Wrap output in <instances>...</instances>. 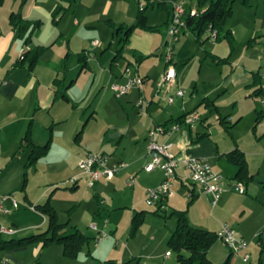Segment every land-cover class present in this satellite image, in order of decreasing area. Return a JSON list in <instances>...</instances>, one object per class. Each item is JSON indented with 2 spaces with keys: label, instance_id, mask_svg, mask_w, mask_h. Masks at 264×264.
Segmentation results:
<instances>
[{
  "label": "crops",
  "instance_id": "1",
  "mask_svg": "<svg viewBox=\"0 0 264 264\" xmlns=\"http://www.w3.org/2000/svg\"><path fill=\"white\" fill-rule=\"evenodd\" d=\"M172 1H161L156 5L166 12V22L160 28L163 38ZM136 2L137 9L132 8L128 0H0V80L5 81L0 88V194L12 195L18 204L15 210L10 201L5 202L11 212L0 215V228H11L14 232L0 234V239L17 240L45 232L47 218L35 207L48 203L58 220L56 205L65 195L68 220L58 222L69 223L70 227H75L86 237L90 229L93 233L90 240L96 244L92 249L89 242L84 254L79 251L71 263L94 264L104 261L100 257L99 245L107 239L108 233L103 240L96 242L97 232L89 228V222L98 218L99 225L95 224L98 230L108 231L109 235L115 233L116 227L112 223L101 220L112 219L114 214L110 217L105 215L106 198L108 194H118L120 186L131 190L129 201L134 210L139 206L137 196L144 203L145 190L156 187L162 180L159 170L145 172L143 169L149 160L146 155L147 133L156 125L179 123L177 131L158 138L161 143L173 142L170 152L178 162L171 187L172 195L151 207L153 214L162 213L169 218V226L167 222L164 224L159 243L169 249L167 242L177 224L173 213L186 211L191 226L216 232L223 223H228L237 238L248 242L245 253L249 255V261L244 262V252L231 254L222 241L216 240L207 252L213 264H220L227 257L229 264H264V248L255 237L264 230V144L256 140L244 147L238 140L226 142V139L214 133L216 128L213 126L225 123V116L219 113V100L226 95L244 96L242 102L255 103L259 100L264 106L261 102L264 100V0H242L237 13V9L233 10L232 21L228 19L223 28V34H230V41L222 38L210 46V51L202 46L204 41H208L206 34L197 39L194 33L186 29L181 35L186 32L193 34L197 42V46L192 44L196 46L195 51H203L204 54L199 59V71L195 76L188 77L185 72L187 66H184L177 72L173 54L175 80L168 92L159 94L156 93L159 77L151 81L147 72H139L141 60L138 62L137 58L143 57L139 51L129 49L124 57L125 49L123 56H117L119 37L115 34L114 26L134 24L139 11L144 13L146 7L144 4L145 7L139 9L143 2ZM185 6L188 10L196 9L191 4ZM55 10L58 13L54 16ZM11 13L39 23L33 29L27 45L23 41L27 33L21 34L18 27L10 24ZM229 20L231 22L228 23ZM101 25L108 29V37L104 34L102 41L92 45L93 40L97 39L90 37L100 36L96 28ZM107 40L110 41L107 43ZM113 44L115 48H112ZM177 44L174 53L177 51L178 54L192 46L190 41L180 39ZM35 46L45 47L36 63L31 67L28 61L21 64V55ZM128 56L136 60L135 72L130 75H139L144 79L142 89L133 88L121 97H116L110 90L115 98L125 97L127 104L111 107L104 118L106 125L91 138L88 133L91 115H87V106L91 104L85 99L79 100L83 94L88 97L93 85L96 90L104 81L110 86L114 83L124 84L130 76L124 73V68H129L131 64ZM177 90H184V97H175ZM166 95L174 96L172 104L167 103ZM105 97L106 94H103L93 113L99 110ZM139 99L147 102L144 111L135 106ZM234 102L232 115L235 117L239 111L237 103L241 101L235 99ZM190 112H197L199 120L186 125L181 119ZM254 112L258 121L255 120L252 133L264 136V129L256 130L257 125L264 126V110L256 109ZM254 138L257 139L256 136ZM46 144L48 148L45 154L29 162L30 146ZM235 149L244 155L246 161L247 174L242 181L235 179L237 167L226 157ZM87 152L108 154L112 157V163H122L123 167L112 179H99L89 187L86 175L80 173L77 167L78 161ZM187 156L200 157L214 173L225 178L226 191L215 204L211 194L188 180L183 162ZM74 176L77 178L76 184H67L68 179ZM131 176L136 178L134 185L128 187L125 182ZM63 177L66 179L63 180ZM33 179L38 186L35 193L28 187ZM58 181L63 184L60 190L57 188ZM235 182L244 185L243 194L231 188ZM89 194L94 206L88 212L85 204ZM139 212H143L144 221V211L135 210L130 223ZM84 221L86 231L82 229ZM136 232H129V236L134 237ZM129 243L123 255L128 258L127 261L133 260L130 264H139V256ZM62 251L59 244L43 245L38 241L11 250L0 248V259L5 256L10 264H56L54 259L51 263V255L54 253L55 258L64 256ZM142 251L143 245L139 251L141 257ZM168 251L162 256L163 264L170 258L165 257ZM80 255L93 257V261L80 260ZM116 258L112 260L118 262ZM143 258L146 261L144 264H158L159 261L155 255L146 254Z\"/></svg>",
  "mask_w": 264,
  "mask_h": 264
},
{
  "label": "rangeland",
  "instance_id": "2",
  "mask_svg": "<svg viewBox=\"0 0 264 264\" xmlns=\"http://www.w3.org/2000/svg\"><path fill=\"white\" fill-rule=\"evenodd\" d=\"M128 1L130 4L133 5L132 8L137 9L138 5H137L136 0H128ZM161 1H165V0H139V2H143L144 7L146 5L144 13L148 17L147 25L148 27H151V30L140 28V27H136L135 29H133L129 36V40L126 44V47H125L127 51L125 50L126 52L124 54V57L128 55L127 52L129 51V49L139 51L140 55L143 56L142 57L143 59H141V62L138 65L139 72L140 74L147 72V75L150 77L151 81H153V79H155L156 76H158L159 77L158 79H160V77L163 75L165 68H166L165 66L166 64L165 62H163L164 61L163 56L161 55L160 57V54L162 53L161 46L164 41L163 35L160 31L154 32V30H152L154 28L160 29L161 27L164 26V23L166 22L165 10L160 9L159 7L156 6L158 3H161ZM186 1H187L186 4H191L193 7L198 9V4L196 0H186ZM146 2H149V3H146ZM7 3L9 4V2ZM150 3L153 4V6ZM241 3H242V0H232V10L237 9L236 10V13H237L238 5ZM230 20L228 21V23L232 21ZM96 29L100 36L99 37L91 36L90 39H97L96 41H99V40L102 41L103 39L102 37H105L103 36L104 34H106V38L108 37L109 31L106 27H103V25H101L97 27ZM183 40H185L186 42L190 41L191 45L195 44L197 46L195 37L190 32H186L184 35H181L180 41H183ZM109 41L107 40V43ZM212 44H215V43H212L209 40L208 41L206 40L203 42L202 46H204V49L210 51V48H211L210 46H212ZM177 45L178 44L176 43L174 47L177 48ZM195 45L190 46L186 52H183L181 54H178L177 51H175V53L173 52V54H175L174 61L176 62V71L178 72L179 68L187 66L185 72H187L186 74L188 77L192 75L195 76L196 73H198L199 68H200L199 59L202 58L204 55L203 51H198V50L195 51L196 50ZM112 48H115L114 44ZM127 60H129L131 63L129 65L131 73L135 72L136 60L134 58L132 59V57L130 56H128ZM186 60H188V62H186ZM122 61L125 64V60L123 59ZM172 66L174 67L173 64ZM108 88H110V85L105 83V81L104 83H102V86H100L98 89L96 88V90H95V85H93L91 87V91L89 90L88 97H86V94H83L82 96L83 98L81 97L79 100L81 101L82 99H85L84 101H86L87 103L89 102V104H91L90 107L87 106V108L89 109L87 111V115H91L90 121L88 123V133L91 138L95 136V133L99 132L98 131L99 129H103L104 126L106 125L104 118H106L105 116L107 115V111L109 113V111L111 110L110 109L111 107L113 106L116 107L119 104H122V105L127 104L125 102L126 100L125 97L120 98V99L115 98L110 92V89ZM75 91H76V88H74V92ZM103 94H106V97L103 99L102 103L99 105V110L96 113H93V109H95L98 103L101 101ZM74 97H76L75 94H74ZM235 99L236 101H241V102L237 103V105L239 106V111L237 113V116L234 117L232 115L233 113L232 105H234ZM242 100H244V96H238V95H233V96L226 95L224 96V98H221V100H219V107H220L219 113H221L222 116H225V123L224 125H220V124L213 125L214 128H216L214 130V133H216V135H218L219 137H223L224 140L226 139V142H229V140L232 141V139L236 141L238 140L244 147H246V145L256 140L257 142L261 141V143L264 144V136H259L258 134H256V132L255 134L252 133L254 126L256 125L255 123L256 116H255L254 110L256 109L257 111L264 110V106L260 104L259 100L258 102H255V103L242 102ZM115 110L117 111V108ZM238 119H239L238 124H235L232 127V125ZM259 129L260 130L264 129V126H261V124L257 125L256 130H259ZM227 131H229L230 134H228ZM255 136L257 139L254 138ZM62 179L64 180L66 178L63 177ZM28 187L31 188L32 192L34 193L38 189L37 183L34 179L30 180ZM62 187H63V184L58 181V184H57L58 190H60ZM118 189L120 190L118 194H112L110 192L111 194H108L106 198L105 215H107L108 217L112 216V214L114 215L112 216V219L105 218V219H102L101 221L112 223L113 226L116 227V231L115 233L111 235H109V232L106 231V233H108V237L101 245H99V248H100L99 250L101 251L99 252L101 253L100 254L101 259L111 260V259H114V257H117L118 259L117 258L116 259L118 262L116 263H122V261L124 262L127 261L128 258L123 255V251L125 250L124 248L126 247L127 242H130L129 244L132 245V248L136 251L137 255L139 256V261H138L139 264L146 263V261L143 258V255H146V254L157 256L159 259L158 264H163L162 256H164V252L167 250H169L168 252H170V258L164 264H177L176 263V252L168 249L165 244L159 243L162 237V233L164 232L163 230L165 229L164 224L167 222V225L169 226V221H168L169 218L162 213H159L158 215L153 214L152 208L146 206L143 203V200H141L137 196L136 201L139 203L138 204L139 206L135 208V210L144 211V214H145L144 221H141L142 224L138 226L136 230L137 234L134 237H130L129 236V232L131 228L130 219L135 211L133 208V204H131V202L129 201V198L131 196V190L123 186H120ZM126 197L128 199L125 200ZM87 198H88V202H86L85 207L86 209H88L87 211L89 212V210L93 209L94 202L90 194L87 196ZM116 198H119V200H116ZM60 199H61L60 202L56 205L57 206L56 209L58 212V221L64 223L68 220V216L66 212L67 211L66 201L68 200L65 199V195L62 196V198ZM117 207H119V209ZM202 209H204V206L202 207ZM171 221L174 222V219H172ZM192 222L193 220H191V223ZM85 223L86 222L84 221L82 225V229L83 230L85 229L86 231L87 226H84L86 225ZM93 224L99 225V219L95 218L91 220V222H89V225H88L89 228H91V225ZM69 226L70 225L68 223L67 227ZM92 234L93 233L90 232V229H88L86 235L90 237V239L92 238ZM89 242H90L89 248L93 249L94 246L96 245L95 242H93V240H90ZM145 242H146V245H145ZM115 245L117 246L116 248H115ZM142 245L144 246V251H142L143 255L141 257L139 254V251L140 249L142 250ZM85 246L84 248L82 247L84 250L81 248L80 250L81 254H84V251L87 250V247ZM53 254L51 255L52 256L51 263H53V259L55 260L56 264H73L71 262H73L72 260H75V259H70L66 256L64 257L62 255L60 256L58 255V257L55 258ZM82 258L85 261L87 260H90V262L93 261L91 259L93 257L89 258V257H85L84 255H80V260ZM220 264H223V262Z\"/></svg>",
  "mask_w": 264,
  "mask_h": 264
},
{
  "label": "built area",
  "instance_id": "3",
  "mask_svg": "<svg viewBox=\"0 0 264 264\" xmlns=\"http://www.w3.org/2000/svg\"><path fill=\"white\" fill-rule=\"evenodd\" d=\"M186 0H173L171 2V13L170 18L167 21L165 28L164 41L162 43V53L164 58L166 69L161 76L160 80L157 82L156 93L168 92V89L173 84L176 72L172 66L173 62V52L174 45L178 43L181 34L187 29L186 17L189 15L197 16L198 10L185 8ZM143 8V4L139 5V9ZM207 39L215 43L217 40V31L208 26L205 30ZM92 45H97V41H93ZM124 73L130 75V68L127 66L124 68ZM144 79L139 75H130L124 84H112L110 90L116 97H121L130 92L133 88L142 89ZM5 84L4 80H0V88ZM175 97H184V90H177L174 94ZM174 96L166 95L165 100L168 104H172ZM264 103V100L261 101ZM135 106L140 110L144 111L147 107V102L139 99L135 102ZM199 120V115L197 112H190L184 114L181 122L186 125H191L194 121ZM179 128V123H172V125H156L147 133L146 138V155L148 156L147 165L144 166L145 172H151L155 169L162 173V180L156 187H150L145 190L144 194V204L148 207H153L158 205L164 199L172 195L171 187L175 179V169L177 166V160L174 155L170 152L173 142H158V138L164 134H171L177 131ZM110 155L105 153H92L87 152L84 157L77 163L78 170L80 173L86 175V183L89 187H92L99 179H112L123 167L122 163H112ZM185 169L188 172V180L191 184L200 186L205 193L211 194L213 198V203L220 195L226 191V180L222 176L214 173L210 165L200 157L187 156L184 160ZM135 176L128 178L126 185L132 187L134 185ZM77 178L74 176L68 179L67 184H76ZM234 192L243 194L245 192L244 185L241 182H235L231 185ZM10 201L12 207L16 210L18 208L17 201L12 195H1L0 194V215H8L11 210L6 207L5 202ZM32 208V207H31ZM91 229L97 232L96 242H100L107 236V233L103 230H98L95 224L91 225ZM14 232L11 228H0V234H12ZM217 238L222 241L223 244L227 246L231 254H238L244 252L242 260L244 262L249 261V255L245 253L248 247V242L237 238L235 236V231L233 227L228 223H223L218 231H216ZM259 244L264 248V230L255 235ZM170 252L165 253V257L168 258ZM0 264H10L9 259L5 256L0 259Z\"/></svg>",
  "mask_w": 264,
  "mask_h": 264
},
{
  "label": "trees",
  "instance_id": "4",
  "mask_svg": "<svg viewBox=\"0 0 264 264\" xmlns=\"http://www.w3.org/2000/svg\"><path fill=\"white\" fill-rule=\"evenodd\" d=\"M198 4V15L186 17V26L187 29L195 34L197 39L205 33L206 28L210 25L213 29L217 31V40L222 38L230 41V34L225 32L223 34V28L228 19L231 18L233 14L232 10V0H196ZM168 10V9H167ZM58 13V10H55L53 15L55 16ZM171 13V10L170 12ZM9 22L11 25L18 27L19 32L23 35L27 33L24 37V44L27 45L30 43V36L33 29L37 28L39 25L38 22H32L30 20H24L20 17L18 13L9 14ZM147 16L143 11H139L138 16L134 24L127 26L120 24L114 26L115 34L119 37L117 56H123L125 52V47L128 42V36H130L133 29L136 27L150 29L147 25ZM113 26V25H112ZM155 31H160V29H152ZM223 34V36H222ZM207 39V38H206ZM45 47L35 46L24 52L20 57V63L23 64L25 61H28L29 66L34 65L44 51ZM133 56L136 54L132 53ZM143 59V58H141ZM137 58L139 62L141 60ZM258 121V117L256 118ZM165 126V125H164ZM31 153L29 156V162L36 160L41 155H44L47 151L48 145L41 147L31 145ZM227 160L237 167V172L235 174V179L242 181L246 177V161L244 155L235 149L230 151L227 155ZM38 211L43 213L46 216L48 224L45 232L35 234L29 237L3 241L0 239V248L1 249H15L29 245L33 242H42L43 245L49 244H59L62 246L63 255L73 259L75 258L80 249L85 245H88L90 238L84 236L78 229L75 227H67L68 223L61 224L57 220V215L54 209L48 204L39 205L35 207ZM143 212L137 213L132 221L130 232L134 233L138 226L143 221L142 218ZM174 217L176 218L177 224L175 229L169 236L168 247L170 250L176 252V263L177 264H213L210 259L207 257V252L209 248L216 240V232L207 231L205 229L196 228L191 226L186 217V211H174ZM133 260H129L123 263H116L115 260H104L97 261L94 264H130ZM223 264H229V257L223 262Z\"/></svg>",
  "mask_w": 264,
  "mask_h": 264
}]
</instances>
